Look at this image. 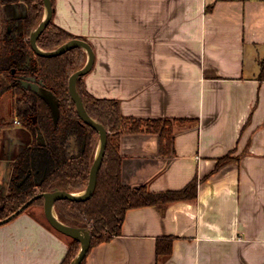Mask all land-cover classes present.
<instances>
[{
    "label": "crops",
    "instance_id": "obj_1",
    "mask_svg": "<svg viewBox=\"0 0 264 264\" xmlns=\"http://www.w3.org/2000/svg\"><path fill=\"white\" fill-rule=\"evenodd\" d=\"M51 3L53 22L93 49L88 92L118 100L124 116L186 118L170 154L155 133H122V182L164 191L198 179L195 199L127 209L121 234L94 245L84 264H264V0ZM12 10L23 16L26 5ZM34 207L0 224V264L65 255L70 237ZM167 235L171 254L157 257Z\"/></svg>",
    "mask_w": 264,
    "mask_h": 264
},
{
    "label": "trees",
    "instance_id": "obj_2",
    "mask_svg": "<svg viewBox=\"0 0 264 264\" xmlns=\"http://www.w3.org/2000/svg\"><path fill=\"white\" fill-rule=\"evenodd\" d=\"M20 1L26 5L25 15L14 17L12 6ZM43 8L42 0H0V99L6 98L9 111L8 116L0 118V131L2 139L8 140L5 156H12L6 189L0 191V220L37 193L54 189L82 191L88 183L98 143V132L78 116L68 90L69 76L86 61L85 50L72 47L54 56H41L30 46L29 34L41 21ZM209 9L211 5L207 11ZM71 38L84 39L56 25L51 17L36 43L43 50H51ZM83 76L77 79L76 88L88 115L106 129V146L91 196L81 201L61 198L53 204L61 222L89 229V248L80 264L85 263L94 245L121 234L127 209L148 205L164 207L173 201L195 199L198 182L195 176L180 189L164 191H151L145 182L124 184L120 135L140 131L155 133L160 153L170 154L174 125L183 123L186 118L124 116L118 100L96 97L88 92L82 82ZM259 76L264 79V59ZM27 78H34L54 96L55 108L39 92L22 84ZM14 115L26 129V132L22 130L25 141L16 140L12 132L11 135L7 133L15 127ZM228 160V155L219 158L214 170ZM37 204H43L42 197L33 200L18 214ZM173 239L171 235L157 239V257L170 256ZM79 246L80 242L71 238L59 264H69Z\"/></svg>",
    "mask_w": 264,
    "mask_h": 264
},
{
    "label": "water",
    "instance_id": "obj_3",
    "mask_svg": "<svg viewBox=\"0 0 264 264\" xmlns=\"http://www.w3.org/2000/svg\"><path fill=\"white\" fill-rule=\"evenodd\" d=\"M44 5V14L41 19V21L37 24L36 27H34L30 34H29V43L32 48V50L41 56H54L59 53L64 52L65 50L72 48V47H81L86 52V61L82 67L75 70L68 78V90L70 93V96L72 100L75 103V108L78 116L88 125L93 127L98 132V143L94 155L93 162L89 169V178L88 183L86 187L79 192H69L64 189H54L52 191H47L43 193H37L31 198H29L24 204H22L17 210H15L12 214L7 216L6 218L0 220V223L7 222L9 219H11L13 216L17 215L20 211H22L27 205H29L33 200H35L38 197L43 198V213L45 215V218L49 222V224L56 229L57 231L76 239L80 242V247L74 258L70 261L69 264H80L82 259L84 258L90 244V232L88 228L80 227V226H72L65 224L61 222L55 213V210L53 208V204L57 199L61 198H67L70 200H76L81 201L89 198L95 188L96 185V178H97V171L99 169V166L102 161V157L104 154L105 146H106V136L107 131L104 128L103 125H101L99 122L91 118L86 109L84 108L82 99L80 94L77 91L76 88V81L78 78L86 74L94 61V53L91 45L84 39L80 38H71L59 46H57L54 49L51 50H43L41 49L37 43L36 39L39 36V34L42 32V30L46 27L48 22L50 21L52 17V3L51 0H42ZM22 84L24 86H29L33 90L39 92L42 96H44L46 99L47 97L45 94L49 93L46 91L41 90L42 87L40 84L36 83L34 78H27L22 81ZM48 100V99H47ZM49 101V100H48Z\"/></svg>",
    "mask_w": 264,
    "mask_h": 264
},
{
    "label": "rangeland",
    "instance_id": "obj_4",
    "mask_svg": "<svg viewBox=\"0 0 264 264\" xmlns=\"http://www.w3.org/2000/svg\"><path fill=\"white\" fill-rule=\"evenodd\" d=\"M24 4H25L24 2H22V3H21V1L19 2V6H24ZM22 8L23 7H19L18 8L19 11H18L17 14H20L21 11L24 10ZM43 14H44V8H43ZM41 90L49 92L45 88H42ZM45 96L49 100L51 106L55 108V103L56 102H55L54 96L50 92L45 94ZM8 113H9V111H8V105L6 103V98L2 97L0 99V118L8 116ZM14 119L19 120V121H18V123L14 122L15 127L12 128V130H13L12 133L14 134V137H15L16 140H24V138H26V136L23 137L22 130L25 131L26 129L21 125L22 123L20 121V118L17 115H14ZM1 133H2V131H0V163H1V166H0L1 167L0 168V170H1L0 171V191L4 192L5 188H6V185H7V181L9 179L10 167H11V163H12V161H11V157L12 156L11 155L10 156L7 155L8 157L5 156V153H4V140L5 139H2L3 136H2ZM26 135H27V133H26ZM16 140H15V142H13V146L14 147H15V144H16ZM34 209H36V207H34V205H31L27 210H34ZM65 236H67V235H65ZM65 238H69V236L65 237ZM70 240H71V237H70ZM78 250H79V248H78ZM78 250H77V252H78Z\"/></svg>",
    "mask_w": 264,
    "mask_h": 264
},
{
    "label": "built area",
    "instance_id": "obj_5",
    "mask_svg": "<svg viewBox=\"0 0 264 264\" xmlns=\"http://www.w3.org/2000/svg\"><path fill=\"white\" fill-rule=\"evenodd\" d=\"M14 122H15V123H18V120L15 119Z\"/></svg>",
    "mask_w": 264,
    "mask_h": 264
}]
</instances>
